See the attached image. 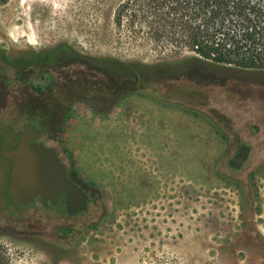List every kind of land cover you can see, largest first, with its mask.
Returning <instances> with one entry per match:
<instances>
[{
	"label": "rangeland",
	"instance_id": "1",
	"mask_svg": "<svg viewBox=\"0 0 264 264\" xmlns=\"http://www.w3.org/2000/svg\"><path fill=\"white\" fill-rule=\"evenodd\" d=\"M125 1L0 0L8 110L16 97L28 114L69 108L48 144L90 198L85 214L8 222L0 244L14 264H264V75L183 70L195 55L151 20L126 11L117 24ZM58 44L123 70L88 83L77 62L36 77L30 53ZM17 57L31 64L20 89ZM56 89L81 101L53 104ZM241 145L249 156L230 168Z\"/></svg>",
	"mask_w": 264,
	"mask_h": 264
},
{
	"label": "trees",
	"instance_id": "2",
	"mask_svg": "<svg viewBox=\"0 0 264 264\" xmlns=\"http://www.w3.org/2000/svg\"><path fill=\"white\" fill-rule=\"evenodd\" d=\"M135 6L138 8L134 11ZM120 9L115 17L117 24L122 14L129 11L132 18L151 20L156 38L166 36L188 48L195 56L187 59L183 70L203 64L264 75V0H126ZM30 55L32 66L80 62L96 65L104 73L111 70L116 78L123 70L116 68V61L80 55L67 44ZM110 64L111 69L104 67ZM0 264H14L11 253L2 244Z\"/></svg>",
	"mask_w": 264,
	"mask_h": 264
},
{
	"label": "flooded vegetation",
	"instance_id": "3",
	"mask_svg": "<svg viewBox=\"0 0 264 264\" xmlns=\"http://www.w3.org/2000/svg\"><path fill=\"white\" fill-rule=\"evenodd\" d=\"M8 64L12 67L11 82L14 88L20 89L21 83L23 81V76L25 72H29L30 69L25 67L24 60L22 58L17 57L14 60H7ZM73 64H50L38 66L34 64L32 69L36 71V77L42 74H46L50 76V71H58L62 70L67 66H71ZM84 67V76L87 80L83 82L90 83L88 72L98 73L100 75H107L104 73L99 67L96 65L89 66L88 64H82ZM87 72V73H86ZM68 78L69 76H65ZM76 77L74 81L79 80ZM7 77L3 75V54L0 52V236L3 235V230H8V222L15 223L16 225H20L21 222L24 221L25 217H29L28 221L32 222L33 218L32 214L39 210L53 212L54 215L58 217H72L68 214V204L66 201L65 194H59L54 203L51 200L43 201L40 196L33 198V200L27 204H21L19 202H14L12 197L9 194V185L11 181V169H12V161L8 159L5 154L7 152L15 151L21 141L23 139L27 140L30 144H39L47 149L55 151L59 161L63 165V168L66 172L67 178L79 186L84 193L87 195L85 188L80 185L70 174V171L66 168L64 163L61 160L60 154L58 151L51 145L48 144L50 140H53V137L50 133H55L56 128L59 125H62V122H65L70 118V110L68 107L66 109L57 107L54 109V106L48 108V113L45 112H34L32 114H28L25 112L20 104H22V97H16V105L12 107L11 110H8L7 107V96H3V86H6ZM73 81V82H74ZM82 81V80H80ZM51 80H47V83L44 85L45 88H49L51 86ZM58 88V87H55ZM59 89V88H58ZM38 90V89H35ZM18 92V91H17ZM43 93L42 91H39ZM107 92L109 90L107 89ZM54 95L52 96L51 103L53 104H70L73 102H80V98L78 96H71L67 92L68 95H65L64 91L54 90ZM118 94L117 86L112 89V96L114 98L107 99L108 102H114ZM59 128V127H58ZM88 196V195H87ZM90 206V198L88 196V202L86 206V210L83 212H78L74 216L85 214L88 211ZM73 216V217H74ZM66 228V226L64 225ZM68 228V227H67Z\"/></svg>",
	"mask_w": 264,
	"mask_h": 264
},
{
	"label": "water",
	"instance_id": "4",
	"mask_svg": "<svg viewBox=\"0 0 264 264\" xmlns=\"http://www.w3.org/2000/svg\"><path fill=\"white\" fill-rule=\"evenodd\" d=\"M249 153L250 148L241 145L228 162L229 167L239 169ZM5 156L12 161L9 194L14 202L27 204L40 196L43 201L54 203L55 198L63 193L70 216L86 210L88 196L67 178L55 151L23 139L15 151L7 152Z\"/></svg>",
	"mask_w": 264,
	"mask_h": 264
}]
</instances>
